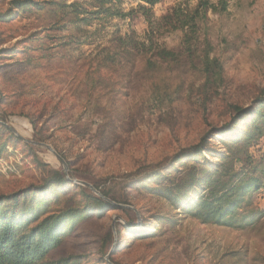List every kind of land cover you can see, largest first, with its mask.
<instances>
[{
    "label": "rangeland",
    "instance_id": "rangeland-1",
    "mask_svg": "<svg viewBox=\"0 0 264 264\" xmlns=\"http://www.w3.org/2000/svg\"><path fill=\"white\" fill-rule=\"evenodd\" d=\"M7 2L0 0V12L6 11ZM139 2L119 0L116 5L126 12ZM177 4L193 6L195 0H162L154 6L153 13L160 17ZM209 17L212 25L207 36L213 48L210 58L215 57L222 66V75L212 87L202 86L205 75L197 59L198 50L191 59L184 55L176 62L156 63L151 79L131 80L123 72L124 62H116L100 73L102 79L109 80V87L104 84L92 90L85 81L86 70L92 71L113 53L116 37L143 39L146 24L141 18H111L49 32L61 42L72 34L81 43L67 46L66 52L59 50L60 56L66 55L64 59L57 54L50 61L38 60L39 66L34 68L0 76L4 96L0 119L19 138L32 144L25 146L7 133L3 135L2 140L9 138L10 143L0 158V196L40 184L46 168L63 170L67 179L96 194L99 192L92 185L98 183L102 187L118 185L120 193L130 195V204L121 207L134 213L109 210L106 216L87 219L68 232L52 253L54 258L95 255L81 264H264V216L245 228L202 224L180 208L169 209L162 197L147 193L145 186L157 180L146 182L138 190L129 191L124 186L130 174L144 177L165 160L200 143L204 135L228 120L230 105L247 108L254 94L264 89V0H230L227 17ZM44 25L45 14H20L0 23V32L3 37L19 36V40ZM41 43L56 44L45 38ZM163 43L178 52L179 34L164 36ZM26 46L30 45H21ZM255 116L252 114L237 131L226 135L213 132L208 136V146L227 152L236 137L233 134L240 133ZM25 117L34 122L35 129ZM260 145L259 142L257 148ZM257 148L251 150L253 154ZM56 150L67 157L69 166L64 162V168ZM195 160L203 167H207L206 160L219 163L207 153ZM195 160L184 159L176 166L186 170V165ZM40 163L47 167L44 169ZM67 189V196L73 194L72 186ZM64 197L61 195L59 200L62 202ZM256 207L264 208V189L254 196L252 208ZM159 214L169 216L170 223L160 227L153 218ZM128 220L157 235L139 239L123 233L114 260H110L114 243L99 260L98 245L108 242L109 232L115 241L116 224L123 227Z\"/></svg>",
    "mask_w": 264,
    "mask_h": 264
},
{
    "label": "trees",
    "instance_id": "trees-1",
    "mask_svg": "<svg viewBox=\"0 0 264 264\" xmlns=\"http://www.w3.org/2000/svg\"><path fill=\"white\" fill-rule=\"evenodd\" d=\"M8 0V8L0 12V23H7L20 14H45L46 25L26 37L9 35L3 37L0 32V76L5 78L13 72L24 71L33 66H39L37 61H50L60 56L67 46L79 45L74 35L67 41L50 35L71 30L84 23L87 26L93 21H107L111 18L129 19L135 21L141 18L146 24L143 39L127 40L116 37L113 53L99 61L95 68L85 72V81L90 88L96 90L106 84L100 73L124 62L123 72L131 80L141 78L151 79L154 75L156 63L176 62L181 56L189 59L199 50L205 83L202 86L212 87L218 77L222 75V66L218 60L210 58L213 51L208 38V30L212 21L209 15L224 18L229 15L230 0H195L193 6L177 4L169 12L156 17L153 8L162 0H139L135 8L122 11L116 3L119 0ZM16 10V11H13ZM179 34V51L167 49L163 43L166 35ZM41 34H43L41 37ZM44 34H48L44 35ZM42 38L56 42L54 46H44ZM23 44L30 46L21 47ZM64 54V53H63ZM17 57L15 61L8 62ZM21 57V58H19ZM69 58H71L69 56ZM124 60V61H123ZM87 84V83H86ZM0 91V104L3 102ZM228 120L221 126L213 128V132L228 134L237 131L243 123L255 114L252 120L228 145L227 152H218L208 146L210 134L204 135L200 143L193 145L171 160L159 164L150 174L142 177L130 174L124 182L127 190H138L146 182L155 181L151 186H145L147 193L162 197L169 209H181L182 213L190 214L202 224L212 223L222 227H249L255 220L264 216V208H252L254 196L264 189V89H259L251 99L249 107L232 104L228 108ZM29 120L31 127L35 124ZM7 133L25 146H32L29 142L19 138L0 119V158L5 152L9 138L2 140ZM260 142V147L257 148ZM225 143V142H224ZM257 148L256 154L252 149ZM57 151V150H56ZM203 153L215 156L219 163L206 160L203 167L198 156ZM57 155L67 164V157L57 151ZM184 159H194L186 166V170L176 166ZM45 169V163H40ZM175 171L177 174L172 175ZM40 184L30 185L11 195L0 196V264H81L84 260L94 259L95 255H69L54 258L52 253L64 242L68 232L79 228L89 218L106 216V211L114 210L134 213L121 205H129V193H120L118 185L102 187L95 183L96 194L87 186H79L64 175L63 170L46 168ZM74 188L73 194L67 196V188ZM65 190V191H64ZM64 191V192H60ZM201 193V194H200ZM65 196L62 202L60 196ZM199 195V196H197ZM243 208L244 210H240ZM140 213V210L138 211ZM159 226L170 223L169 216L154 215ZM136 221H127L120 227L116 224V239L109 232L108 242L98 245V253L107 252V247L114 243L110 260L120 251L119 243L123 233H129L139 239L154 238L157 233L144 228H138ZM147 225V224H145ZM110 244V245H109ZM90 257V258H89ZM97 258V257H96ZM103 264H107L102 261Z\"/></svg>",
    "mask_w": 264,
    "mask_h": 264
},
{
    "label": "water",
    "instance_id": "water-1",
    "mask_svg": "<svg viewBox=\"0 0 264 264\" xmlns=\"http://www.w3.org/2000/svg\"><path fill=\"white\" fill-rule=\"evenodd\" d=\"M47 149H48L49 151L53 152V151L51 150V148L47 147ZM56 156H57V155H56ZM57 158L59 159L60 163L64 166V168H66V165H65L64 161H63L59 156H57Z\"/></svg>",
    "mask_w": 264,
    "mask_h": 264
}]
</instances>
